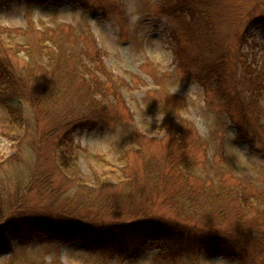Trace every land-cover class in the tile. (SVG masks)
I'll list each match as a JSON object with an SVG mask.
<instances>
[{
	"label": "rangeland",
	"instance_id": "obj_1",
	"mask_svg": "<svg viewBox=\"0 0 264 264\" xmlns=\"http://www.w3.org/2000/svg\"><path fill=\"white\" fill-rule=\"evenodd\" d=\"M97 1L90 0L91 8L82 9L69 1L53 5L13 0L0 6V43L16 52L7 59L13 69L20 70L24 63L17 59L19 51L34 48L45 37L55 43L64 41L66 32L61 26L72 28L78 39L89 32V42L82 40L77 45L97 52L96 64L108 75L109 100L113 104L114 97L122 101L133 126L124 123L127 114L121 109L115 115L120 123L72 132L70 154L63 157L58 141H36L44 126L50 129L59 121L61 106L41 116L23 102V109L35 115L20 128L9 124L0 105V176L10 180L7 184L12 196L16 191L13 177L27 174L37 165V171L52 173L51 191L59 188L66 192L71 186H81L73 199L77 203L84 202L86 189L98 188L95 178L99 177L105 183L98 189L102 196L96 199L95 193V200L91 196L83 204L100 200L103 207L118 197L116 184L124 165L120 158L129 155L133 157L131 172L138 175L130 191L155 199L152 214L179 223L191 242L206 230L234 238L230 245L234 253L216 255L190 243L180 245L179 251L163 241L141 240L122 241L115 252L98 253L86 251L80 241L44 239L12 242L10 252L0 253V264H264V28L260 25L264 0H217L211 22L214 47L224 56L225 71L220 79L210 77L208 88L196 78L197 60L204 58L198 57L197 44L182 35L181 44H177L151 14H159L161 0H101L103 9L110 12L107 19L102 9L96 8ZM94 70L100 74L96 66ZM253 75L259 76L258 84ZM101 80L104 82V77ZM165 113L173 114L172 125L177 130L192 131L196 139L190 138L198 146L192 156L201 167L190 179L177 176L164 165L169 148L163 140ZM33 124L39 127L31 130ZM131 128L141 133L137 146L130 140ZM240 128H248L252 145L239 139ZM24 131L28 135L23 136ZM61 160L66 168H59ZM147 162L157 167L154 175L144 178L140 166ZM217 182L222 183L221 189ZM108 185L111 188H105ZM39 198L32 192L28 196L32 211H44ZM55 201V207L63 203ZM49 202H53L52 197L45 203ZM134 202L137 200L126 213L137 212ZM189 205L198 211L204 208L203 212L186 213ZM214 207L218 212L210 210ZM66 209L79 215L83 212L76 205ZM118 251L123 254L118 255Z\"/></svg>",
	"mask_w": 264,
	"mask_h": 264
},
{
	"label": "trees",
	"instance_id": "obj_2",
	"mask_svg": "<svg viewBox=\"0 0 264 264\" xmlns=\"http://www.w3.org/2000/svg\"><path fill=\"white\" fill-rule=\"evenodd\" d=\"M12 1L0 0V6L8 5ZM25 1L53 5L69 1L82 9L91 8L90 0ZM100 1H97L96 8L102 9V16L107 19L110 12L103 9ZM161 1L162 4L157 7L159 14L155 15L153 12L151 14L156 17V22L168 31L177 44H181L179 38L182 36L197 44L198 57L201 58L203 55L204 58L196 59L198 71L196 78L203 87L208 88V79L212 76L220 79L224 76L225 71L224 56L221 57L220 52L214 47L215 32L211 22L212 11L217 0H214V3L213 0ZM261 1L255 0V2ZM260 17V25L264 28V13ZM61 28L66 32L64 41L55 43L53 39L45 37L46 39L37 43L34 48L29 46L20 50L19 54L17 53V59H21L24 63L20 70L13 69L7 59V55L13 53L15 56L16 52L8 49L4 43H0V105L3 106L7 114L9 124L11 126L18 125L20 128L34 120L35 115L30 109H23V102L41 116L43 112L61 106V113H58L59 121L53 122L54 127L50 129L47 125L44 126L36 136V141L37 143L58 141L57 145L63 148L62 155L64 157V155L70 154L69 145L72 146V132L84 128L92 130L99 125L110 126L120 123L116 120L115 115L121 109L127 114L124 123H132L133 126V121L119 98L114 97L115 104L109 100L110 94L105 85L108 75L96 64L98 63L97 52L93 53L87 47L85 51L77 45L82 40L85 41V44L87 41L89 42V32L82 33L81 39H78L79 37H75L72 28L63 26ZM59 30H55V32H59ZM81 57L85 58L90 67L84 65ZM43 59L46 63L43 62ZM188 63L192 65L190 62ZM94 66L101 75L96 73ZM216 67L220 69L218 76L215 75L219 73L216 71ZM98 75L101 78L104 77V82ZM251 77L256 83L259 80V76ZM75 86L78 87L76 91L73 89ZM164 116L167 118L165 119L166 123L163 122L166 124L163 128L165 132L163 140L168 142L169 146L164 165L169 169H174L177 176L190 179L191 176H194V170L201 167V164L192 156L194 147L198 146L190 138L196 139L192 131L189 134L183 133V127L177 130L172 125V113H165ZM37 127L39 125L35 127L33 124L31 130H35ZM26 134L28 135V132L24 131L23 136ZM140 134L137 128L130 129V140L134 142L135 146H137V140L142 138ZM238 134L239 139L253 144V138L248 137V128L246 130L238 129ZM18 147L17 151L21 153L22 150ZM131 158L133 157L129 155L121 156L120 161L124 162V165L119 170L118 183L116 184L120 189L118 197L113 198L110 205L103 207L100 206L103 203L100 200L92 201L91 205L83 204L88 203L85 201H89L91 196L94 198L95 193L96 199L102 196L98 189L101 184L105 183L99 177L95 178V187L98 188L96 190L86 189L84 202L77 203L73 199L79 195L78 190L81 186H71L69 192H61L59 188L51 191L49 188L53 184L52 173L37 171V165L36 168L33 167L31 171H27V174L13 177L16 191L12 196L7 184L10 180L0 176V253L10 252L12 242L22 243L46 239L58 242L80 241L86 251L98 253H113L122 241L141 240L163 241L179 251H182L180 245L184 244L185 247L186 243H190L216 255H233L234 252L230 245L234 238H226L219 232L206 230L193 237L194 241L191 242L179 223L168 220L164 216L152 214L155 199L130 191L131 184L138 181V175L131 172ZM140 167L144 178H148L154 175L157 166L147 162L145 166ZM59 168H66L62 160ZM213 180L214 178L208 179L209 183ZM105 188H111V186L108 185ZM218 188H222V183H218ZM187 190L190 193L191 187H188ZM31 192L37 193L41 197V199L39 198L41 203L38 204L44 207L43 212H35L28 207L31 203L28 200ZM51 197L53 202L45 203ZM130 197L134 200L129 201ZM59 199L63 203L55 207L54 202L57 203L58 201L55 200ZM135 200L137 202L133 204L138 206L137 212L130 215L126 211L131 206V202ZM74 205L83 210L80 215L66 209L68 206ZM197 209L189 205L185 212L200 214L204 208L199 211ZM210 210L218 212L219 208L214 207ZM131 216L134 217L127 219ZM187 249H190L188 245ZM122 254L123 252L118 251V255Z\"/></svg>",
	"mask_w": 264,
	"mask_h": 264
}]
</instances>
